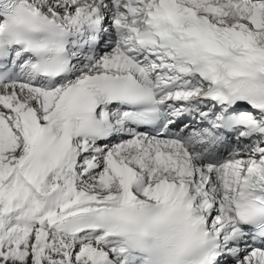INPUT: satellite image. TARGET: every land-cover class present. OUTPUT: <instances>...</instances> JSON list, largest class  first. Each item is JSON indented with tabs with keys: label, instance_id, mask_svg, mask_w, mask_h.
<instances>
[{
	"label": "snow or ice",
	"instance_id": "obj_1",
	"mask_svg": "<svg viewBox=\"0 0 264 264\" xmlns=\"http://www.w3.org/2000/svg\"><path fill=\"white\" fill-rule=\"evenodd\" d=\"M0 264H264V0H0Z\"/></svg>",
	"mask_w": 264,
	"mask_h": 264
}]
</instances>
